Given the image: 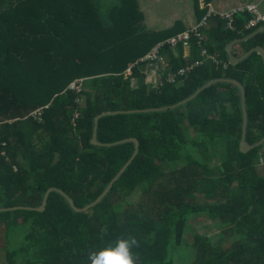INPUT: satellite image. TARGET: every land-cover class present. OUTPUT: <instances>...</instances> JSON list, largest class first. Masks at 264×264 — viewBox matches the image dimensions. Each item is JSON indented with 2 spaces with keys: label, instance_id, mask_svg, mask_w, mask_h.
Returning a JSON list of instances; mask_svg holds the SVG:
<instances>
[{
  "label": "trees",
  "instance_id": "16d2710c",
  "mask_svg": "<svg viewBox=\"0 0 264 264\" xmlns=\"http://www.w3.org/2000/svg\"><path fill=\"white\" fill-rule=\"evenodd\" d=\"M204 1L192 0L198 23L206 17L202 38L173 45L183 22L148 28L140 0H0L2 264H88L89 252L129 237L135 264H264V142L240 150V86L218 80L183 104L142 111L232 79L245 93L246 141L264 137V58L252 51L232 64L226 50L264 22L246 28L252 15L236 8L228 25ZM158 43L174 80L152 86L140 70L152 60L141 58ZM257 45L264 31L232 54ZM130 137L139 149L129 165L99 202L74 209L66 195L83 208L103 193L135 150L107 143ZM197 214L224 243L190 226Z\"/></svg>",
  "mask_w": 264,
  "mask_h": 264
},
{
  "label": "crops",
  "instance_id": "0c3cea01",
  "mask_svg": "<svg viewBox=\"0 0 264 264\" xmlns=\"http://www.w3.org/2000/svg\"><path fill=\"white\" fill-rule=\"evenodd\" d=\"M150 1L151 0H140V5H141L142 9L145 10V12H146V9H147L146 7H148L147 4L150 3ZM154 1L156 2L157 0H154ZM162 1L164 2L165 0H159L157 2L158 3H162ZM170 1L173 2V3L170 2L172 4L176 3V1H173V0H170ZM204 4H205V1L204 0H200L201 7H203ZM248 4H256L258 6L259 11L264 14V7H263L264 0H210L209 3H208V7L210 6L215 11L227 12V11H231V10L236 9V8L238 9V8L244 7L245 5H248ZM187 5H189V8L186 9L184 11V13H182L183 15H179L178 14L175 17L172 16L173 18H171V19L173 21H170L169 23H166L163 26H159L158 28H155L156 26L149 27V26L153 25L151 23L149 25V20L150 19L155 18L156 21L158 20L157 14L155 16L151 17L150 13L145 14V21H147V22H145V24H146V26L148 28L159 29V28H163V27H168V26L172 25L176 20H180V21L183 22L185 28L189 29V28L197 25L198 21H197V17H196L194 8H193L192 0H190ZM239 11H241V10H239ZM246 11H248V10H246ZM248 12L252 15L251 19H253L255 16L250 11H248ZM250 20H249V22H250ZM153 22H154V19H153ZM249 22L247 23L246 28L250 27V26H248ZM260 22H264V20L260 21ZM260 22H258V23H260ZM227 23H228V25L231 24V22L229 20H228ZM255 25H257V24H255ZM261 26H264V25H261ZM202 35H204V34L202 33ZM242 40H245V39H242ZM239 41H241V40H239ZM236 42H238V41H236ZM257 46H261V45H257ZM232 48H233V46H232ZM226 50H227V46H226ZM243 55H241V56H243ZM213 56L215 58L214 59H209V60H212V61L217 63L218 62L217 56L216 55H213ZM140 70L144 74V77H143L144 82L147 83V84H150L152 86H158L162 82V79L164 77H168L172 81L174 80V76H173L172 72L170 70H168V68H167L166 59L162 55H160V52H159V56H158L157 59H154L152 61L144 62L140 66ZM139 83H140L139 78H134L133 79L134 86H137Z\"/></svg>",
  "mask_w": 264,
  "mask_h": 264
},
{
  "label": "water",
  "instance_id": "95a60500",
  "mask_svg": "<svg viewBox=\"0 0 264 264\" xmlns=\"http://www.w3.org/2000/svg\"><path fill=\"white\" fill-rule=\"evenodd\" d=\"M260 31H264V26H261L259 27L258 29H256L254 32H252L250 35L244 37V38H237V39H234L233 41H231L228 45H227V51H228V54H229V61L230 63L232 64H235L237 63L239 60H241L242 58H244L245 56H247L250 52L252 51H257L258 53H260L263 58H264V49L262 46H255L253 48H251L248 52H246L243 56L241 57H236L232 54V46L233 44L236 42V41H239V40H242V39H247L249 37H251L252 35H255L256 33L260 32ZM218 80H230L236 84H238L242 90V105H243V111H244V122H243V131H242V138H241V142H240V150L243 151V152H247L249 151L251 148H254L258 145H260L261 143L264 142V137L259 140L258 142L254 143V144H249L246 139H245V132H246V125H247V115H246V108H245V103H244V98H245V93H244V89H243V86L235 81V80H232V79H213L209 82H207L205 85H203L202 87H200L199 89H197L192 95H190L189 97L181 100L180 102L178 103H175L173 105H170V106H165V107H161V108H149V109H142V111H147V110H154V109H165V108H168V107H175V106H178L180 104H183L187 101H189L191 98L195 97L203 88H205L206 86L210 85L211 83L213 82H216ZM116 112H120V111H115L113 113H116ZM109 112H103L99 115L96 116L95 118V124H94V130H93V136H92V143L94 144H102L101 142H99L97 140V123H98V120L101 116H103L104 114H107ZM128 140H131V141H134L135 142V150H134V153L132 155V157L129 159V161L120 169V171L117 173V175L112 179V181L110 182V184L108 185V187L103 191V193H101L93 202L89 203L88 205L84 206L83 208H78L75 206L74 204V201L69 197L67 196L66 194V197L68 198L69 200V203L71 204V206L76 209V210H86L87 208L91 207L92 205L96 204L97 202H99L101 200V198L108 192V190L110 189V187L112 186L113 182L120 176V174L125 170V168L129 165V163L132 161V159L134 158V156L137 154L138 152V149H139V141L137 138L135 137H130V138H126V139H123V140H119V141H116L114 143H107L108 145H111V144H115V143H121V142H124V141H128ZM56 189L55 187H50L47 192L45 193L44 195V199H43V202L42 204L39 206V207H36V209L38 210H44L45 209V206H46V203H47V198H48V195H49V192L51 190H54ZM11 209H14V208H18L17 206L16 207H10ZM9 208V209H10ZM3 209H6V208H0V210H3Z\"/></svg>",
  "mask_w": 264,
  "mask_h": 264
},
{
  "label": "rangeland",
  "instance_id": "374dc122",
  "mask_svg": "<svg viewBox=\"0 0 264 264\" xmlns=\"http://www.w3.org/2000/svg\"><path fill=\"white\" fill-rule=\"evenodd\" d=\"M154 0H151L150 3L147 4L148 7H146V13H150L151 17L155 16L157 14L158 20L156 21L155 18H152L149 20V25L150 23L153 24L149 27L156 26L155 28H158L159 26H163L166 23H169L170 21H173L171 18L175 17L176 15H183L184 11L189 8L188 2L190 0H173L176 1V3L172 4L173 2L170 0H165L162 3H158L157 0L156 2ZM172 2V3H170ZM155 3V4H154ZM176 4V5H175ZM190 4V3H189ZM264 7V4H263ZM149 9V10H148ZM173 16V17H172ZM154 19V22H153ZM156 21V22H155ZM147 22V21H145ZM216 162V159L214 160ZM137 197L133 198V201ZM202 199V198H201ZM190 226L192 228H195L197 231L200 233H207L209 235H212V239L215 243H224V239L222 236L217 235L219 232V229L216 227L215 221L210 220L207 216H202L201 214L193 215L189 219ZM190 232H186V239L191 240L190 237ZM2 243V241H0ZM188 252L191 256H193V249L186 251ZM188 253H185L186 255V260L182 259L180 262H189L190 261V255ZM3 258H0V264H2Z\"/></svg>",
  "mask_w": 264,
  "mask_h": 264
},
{
  "label": "built area",
  "instance_id": "2783aa9c",
  "mask_svg": "<svg viewBox=\"0 0 264 264\" xmlns=\"http://www.w3.org/2000/svg\"><path fill=\"white\" fill-rule=\"evenodd\" d=\"M237 10H241V11L248 10L255 16L253 19L250 20L248 26L255 25L258 22L264 20V14L259 11L258 6L256 4H248V5H245L244 7L238 8ZM212 11L213 10L211 9L209 11V13H211ZM234 11H235V9H233L231 11H227V12H221V15L225 18H228L229 21H231ZM204 24H206V17L203 18V20L201 22L197 23V25L191 27L190 29H188L184 32L178 33L173 37H170L167 40V42H169L173 45H176L179 41H183L185 44H187L188 43L187 41H188V38H189L191 32H194L201 39L202 34L198 31V29L200 26H202ZM161 45H163V43L156 44L153 47V49L147 55H145L144 57L141 58V61L157 59L159 56V48ZM204 52H206V51H204ZM208 58L214 59L215 57L214 56H208ZM184 71H185L184 69H181V73H183ZM69 87L71 89L79 90L80 89V82L73 81L70 83ZM36 113L39 115L40 111H37V112L35 111L34 114H36ZM75 116H76V114H75Z\"/></svg>",
  "mask_w": 264,
  "mask_h": 264
},
{
  "label": "clouds",
  "instance_id": "9594fccd",
  "mask_svg": "<svg viewBox=\"0 0 264 264\" xmlns=\"http://www.w3.org/2000/svg\"><path fill=\"white\" fill-rule=\"evenodd\" d=\"M137 241L134 237L117 239L103 248L88 253V264H135L132 252Z\"/></svg>",
  "mask_w": 264,
  "mask_h": 264
}]
</instances>
